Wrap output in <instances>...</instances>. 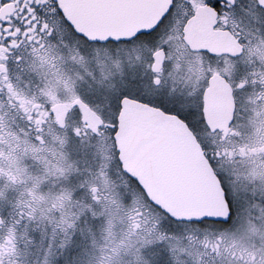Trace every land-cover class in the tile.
Instances as JSON below:
<instances>
[{"label":"snow or ice","instance_id":"1","mask_svg":"<svg viewBox=\"0 0 264 264\" xmlns=\"http://www.w3.org/2000/svg\"><path fill=\"white\" fill-rule=\"evenodd\" d=\"M0 264H264V0H0Z\"/></svg>","mask_w":264,"mask_h":264}]
</instances>
